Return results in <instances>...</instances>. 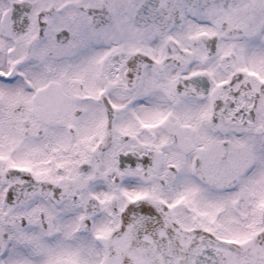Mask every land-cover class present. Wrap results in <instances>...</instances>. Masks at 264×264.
<instances>
[{"label":"snow or ice","instance_id":"6c2138e0","mask_svg":"<svg viewBox=\"0 0 264 264\" xmlns=\"http://www.w3.org/2000/svg\"><path fill=\"white\" fill-rule=\"evenodd\" d=\"M0 264H264V0H0Z\"/></svg>","mask_w":264,"mask_h":264}]
</instances>
